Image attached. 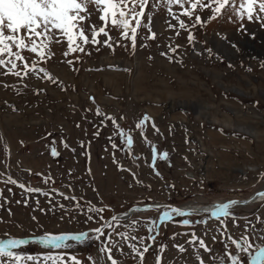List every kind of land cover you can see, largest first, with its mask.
I'll return each instance as SVG.
<instances>
[{
  "label": "rangeland",
  "instance_id": "rangeland-1",
  "mask_svg": "<svg viewBox=\"0 0 264 264\" xmlns=\"http://www.w3.org/2000/svg\"><path fill=\"white\" fill-rule=\"evenodd\" d=\"M152 3L159 6L152 8ZM173 11L179 14L181 10L173 6ZM149 12L157 38L148 40L147 30H139L134 54L130 42L121 39L115 29L109 35L118 44L127 45V49L114 45L112 51L89 45L90 56L77 53L65 58L66 44H52L54 55L39 66L45 67L60 85L35 75L23 79L4 75L0 69V173L3 174L0 190L7 200V203L0 200V240L45 233L78 234L95 228L98 226L95 221L86 222L89 202L97 207L107 205L108 210L103 214L107 219L134 205L202 208L246 198L264 188V25L245 20L241 30V22L235 17L229 19V13L210 20V9H200L203 26L192 28L191 21L181 17L195 37V43L189 44L188 31L179 30L178 26L175 30L169 28V23L177 22L168 15L164 0H150L146 16ZM90 22L98 21L93 16ZM169 45L180 46L175 54L169 53L173 56L171 61L160 54L167 52ZM96 47L100 50L96 51ZM207 49L212 50L211 55ZM25 55L29 60L36 58ZM77 55L80 59L72 66L65 62L75 61ZM89 97L95 98L96 103ZM96 107L115 116L120 128L133 137L131 150L121 142L110 121H105L107 126L100 128L98 137L94 135L100 123V117L95 115ZM145 115L151 119L142 136L135 125ZM109 136H115L120 150L111 147ZM53 141L59 152L57 157L51 155ZM62 141L69 148H64ZM81 142L84 148L80 147ZM153 145L158 156L168 153V159L156 161V170L162 178L149 167ZM113 154L124 168L137 173L142 184H137L129 172L118 170ZM134 156L140 159L135 160ZM49 174L52 182L43 183ZM8 175L49 195H29L18 186L5 185ZM8 188L12 189L11 193ZM53 188L57 189L56 193H52ZM59 191L75 195L77 201L64 200ZM77 203L80 208L76 207ZM231 211L235 223L228 221V234L233 238L241 233L248 236L252 253L257 246L264 247V226H259L255 219L264 218V198L232 205ZM211 212L175 217L159 229V243L168 246L162 264H194L197 251L194 247L186 245L185 254H179L173 247L189 240L185 233L192 231L214 249L203 254L205 264H231L227 259L231 254L240 255L241 264H249L248 253H240L230 243L225 248L219 232L215 233V242L211 239L214 230L220 227ZM158 215L153 208L133 213L130 218L144 221ZM181 219H190L194 224L184 226L179 223ZM201 220L208 223L201 224ZM248 222H252L254 232L247 226ZM125 223L121 219L122 226L117 230L130 231L123 226ZM136 234L146 235V228L138 226ZM68 243L71 247L67 249H46L30 241L16 251L38 258L24 264H52L44 259L49 254L63 255L66 260L76 256L82 264H110L99 252L101 241ZM158 247L159 244L153 246ZM124 252L123 256L115 252L114 258H119L120 264H133L126 246ZM145 264H154L152 249L146 254Z\"/></svg>",
  "mask_w": 264,
  "mask_h": 264
},
{
  "label": "snow or ice",
  "instance_id": "snow-or-ice-1",
  "mask_svg": "<svg viewBox=\"0 0 264 264\" xmlns=\"http://www.w3.org/2000/svg\"><path fill=\"white\" fill-rule=\"evenodd\" d=\"M167 6L168 15L172 17L177 23H169L170 29H178L188 31L190 25L185 22L188 18L191 21V27L203 26L201 16L198 14L200 9H210L211 15L208 17L210 20H214L221 15L229 13V19L235 17L241 22L240 29L244 30L243 21L259 22L264 25V0H164ZM150 5V0H0V69L4 70V75H12L17 78H26L31 75L37 76L39 79H44L52 84L60 85V81L55 78L50 72L41 64L47 63L49 59L54 55L51 51L52 44H66V50L63 52L65 58L74 56L77 53H82L85 56H90L88 46L107 47L112 51H115L114 45L125 47L127 45H120L117 41L109 35L112 29L119 32L121 39L130 42L131 53H135L137 49V36L139 30L142 28L147 30L148 35L146 39L155 40L157 33L152 30L153 16L149 12L146 16V8ZM159 5L152 3L151 7L156 8ZM173 6H178L181 10L179 14L173 11ZM95 16L98 22L92 23V17ZM147 18V22H145ZM176 31V35H180V31ZM103 37V39H101ZM187 40L189 44L195 43V37L191 31H188ZM100 47H96V51L100 50ZM147 47V45H142ZM179 45L168 46L167 52H161L162 56H167L171 61L173 59L171 54H175ZM235 47V45H233ZM211 55L212 50L207 49ZM25 53L34 55L36 58L29 60ZM151 59V57H149ZM80 57L77 55L75 61L73 59H66V63L72 66L75 62L79 61ZM231 67V65H229ZM264 67V64H262ZM78 71V69H73ZM127 71V69H125ZM249 71L251 69L249 68ZM42 91V90H41ZM92 103L95 104V98L89 97ZM87 111H91L88 109ZM95 115L100 117V123L97 126V131L94 133L96 137L100 135V128L106 127L105 121H110L114 128L117 130L121 142L125 144L128 150H131L133 145V137L127 134L120 128L117 123V119L113 115H108L103 112L99 107L95 109ZM123 119V117H121ZM151 118L148 115L143 116L139 123L135 125L137 129H140L142 136L145 135L144 127ZM79 127V124H77ZM153 129L157 132L159 129L155 128V124H152ZM49 136L52 134L49 133ZM111 147L116 150L118 148L115 142V136L108 137ZM147 142V141H146ZM64 148H69L66 142H63ZM150 143V142H149ZM55 141L51 147V155L57 157L59 152L56 150ZM81 148L85 145L83 142L80 144ZM75 152V149H71ZM84 155L87 157L88 152L85 151ZM135 160H139L140 157L134 156ZM168 159V153L164 152L158 156L157 149L153 145L151 147V167L157 177H161V173L156 170L157 159ZM113 163L117 165L118 170L129 172L133 180L137 184H142L138 179L137 173L133 172L130 168H124L122 164L115 158L113 154ZM88 174L91 175V169L88 168ZM0 175H3L0 173ZM39 175V174H38ZM162 178V177H161ZM53 178L49 174L44 177L43 183L47 184L52 182ZM5 185H15L26 194L40 193L44 196H48V192H42L39 187H28L25 183H18L11 175H8L4 179ZM150 188V185H143ZM71 187V185H69ZM129 187H132L130 184ZM170 187H174L170 186ZM95 190V189H94ZM11 193L12 189L8 188ZM52 193H56L57 189H51ZM59 196L64 200L77 201L75 195H65L63 191H59ZM259 196H264V191L257 193ZM83 199V196L80 197ZM0 200L7 203V200L3 197V190H0ZM38 203V202H37ZM237 201H230L228 203H222L215 207L211 212V216L219 222L220 227L214 230L211 239L215 242L217 240L216 232H219L220 236L224 238V246L228 247L229 243L235 246V249L240 253H248L249 264H264V247L257 246L254 253L250 252L252 244L249 243L248 236L241 233L237 238H233L228 234L227 223L232 220L233 212L231 211L232 205H236ZM59 207L64 209V205L60 204ZM77 208L81 205L77 203ZM155 208V211L159 214L158 218H148L144 221L140 219L130 218V213H141L150 211ZM161 208L166 210L160 211ZM108 210V206H99L91 202L87 206L86 222L95 221L97 227L91 229L94 236H90L88 232L81 231L78 234H72L65 232L59 235H52L45 233L36 237L33 243L42 245L44 248L55 249H67L71 247L69 241L82 242L87 239H95L101 241V247L99 252L103 253L106 260L110 264H120L119 258H114L115 252H120L121 255H125V246L128 249V255H130L133 264H145L146 254L150 249L154 252V264H162L163 253L167 250L168 246L163 243H159V229L167 223L174 221L175 217L184 218L191 217L193 213L191 211H185L182 207H173L170 204H146L144 208L129 207L126 209L122 217L121 215H112L110 220H106L103 215ZM63 218V217H61ZM36 219L35 216L32 217ZM121 219L126 223L123 225L130 229V231H118V227L121 225ZM259 221V226H264V218L257 216L255 218ZM180 224L184 226H192L194 221L190 219H181ZM201 224H207V221H200ZM138 226L146 228V235L136 234ZM247 226L255 231L252 222H248ZM208 234L207 228H205L204 235ZM179 235V234H177ZM190 237L184 244H174L179 254H185L187 246L194 247L195 252L194 264H205V259L202 258L204 253H211L214 249L210 248L205 242V239L198 236L196 232L185 233ZM119 237L115 239L114 237ZM28 239H3L0 240V264H24L25 261H37L35 256H24L16 251L22 245L29 244ZM159 244L158 248H153L154 245ZM202 250V252L200 251ZM46 261H51L52 264H82L76 256L66 258L63 255L57 254L56 256L47 255L44 257ZM91 260V257L89 258ZM231 261V264H241V256L231 254L227 257Z\"/></svg>",
  "mask_w": 264,
  "mask_h": 264
},
{
  "label": "water",
  "instance_id": "water-1",
  "mask_svg": "<svg viewBox=\"0 0 264 264\" xmlns=\"http://www.w3.org/2000/svg\"><path fill=\"white\" fill-rule=\"evenodd\" d=\"M262 191H264V188L263 189H260V190H257V191H255L253 194H251L249 197H247V198H235V199H229V200H225V201H223V202H221V203H219V204H217V205H215V206H213V205H209V206H207V207H204V208H198V207H196L197 209H193V207H182L185 211H210V210H214L215 209V207L216 206H218V205H220V204H222V203H228V202H230V201H237L238 203L237 204H246V203H249V202H251V201H254V200H256L258 197H259V195H257V193H259V192H262ZM145 205L146 204H143V205H139V206H132V207H140V208H144L145 207ZM152 205H155V204H152ZM166 205V204H165ZM173 207H175V206H173ZM123 212L124 211H122V212H118V213H115V214H113V215H121V217H122V214H123ZM131 214V213H130ZM111 219V216L107 219V220H110ZM93 229V228H92ZM86 232H92L91 231V229H88V230H85ZM24 239H28L29 241H34L36 238H24Z\"/></svg>",
  "mask_w": 264,
  "mask_h": 264
},
{
  "label": "bare ground",
  "instance_id": "bare-ground-1",
  "mask_svg": "<svg viewBox=\"0 0 264 264\" xmlns=\"http://www.w3.org/2000/svg\"><path fill=\"white\" fill-rule=\"evenodd\" d=\"M261 198H264V196H259L256 200L251 201V202H249V203H252V202L258 201V200L261 199ZM249 203H246V204H249ZM217 204H219V203H215V204H211V205L215 206V205H217ZM236 205H244V204H236ZM188 207H193V209H197V208L194 207V206H188ZM206 207H207V206H206ZM198 208H201V207H198ZM202 208H204V207H202ZM211 211H213V210H210V211H192V213H208V212H211ZM131 214H133V213H131ZM131 214H130V215H131ZM89 233H92V232H89Z\"/></svg>",
  "mask_w": 264,
  "mask_h": 264
}]
</instances>
